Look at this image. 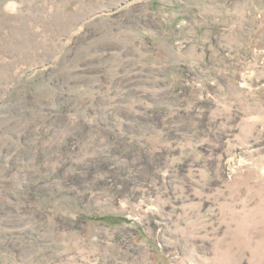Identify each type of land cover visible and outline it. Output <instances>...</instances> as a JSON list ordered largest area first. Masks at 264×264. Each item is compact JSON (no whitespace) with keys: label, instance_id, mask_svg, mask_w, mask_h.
Segmentation results:
<instances>
[{"label":"rangeland","instance_id":"obj_1","mask_svg":"<svg viewBox=\"0 0 264 264\" xmlns=\"http://www.w3.org/2000/svg\"><path fill=\"white\" fill-rule=\"evenodd\" d=\"M0 264H264V0H0Z\"/></svg>","mask_w":264,"mask_h":264}]
</instances>
